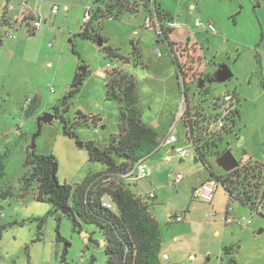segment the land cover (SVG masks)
<instances>
[{"label": "rangeland", "instance_id": "rangeland-1", "mask_svg": "<svg viewBox=\"0 0 264 264\" xmlns=\"http://www.w3.org/2000/svg\"><path fill=\"white\" fill-rule=\"evenodd\" d=\"M93 1L33 0L30 2L34 14L40 18V30L28 34L27 27L17 22L1 27L0 153H5L6 157L0 187L11 188L13 196L0 198V224L5 226L0 237V264L107 262L103 236L95 224L81 225L82 231L88 234L86 242L84 234L73 229L70 217L49 213L51 204L36 199V184L25 189L21 182L29 168L24 165L25 157L31 150L35 154L55 157V175L60 183H81L89 175L104 173L106 168L99 162L89 161L87 150L77 142L103 147L118 134L122 104L117 99L107 98L108 74L103 68L107 64L121 66L127 62L107 57L103 48L79 35L85 7ZM156 2L171 19H181L191 25L196 19L212 22L217 33H202L197 44L193 41L186 52L194 60L204 59L210 75L220 65H226L233 74L227 82L208 84L206 99L196 93L197 81L194 80L188 92L190 105H199L209 111V101L218 92L228 89L248 94L247 98L241 97L240 107H244L242 133H238V137L234 132L227 133L217 142L215 150L230 149L239 159L242 151L252 143L255 152H264V83L259 59L264 52V0ZM84 3L86 6L81 10ZM53 5L59 7L56 15L51 14ZM19 11L16 5L9 15L12 18ZM145 12L147 10L139 8L119 18H106L99 34L108 47L131 59L132 65L121 67V71L132 75L136 81L138 106L143 110L152 107L148 114L152 119L146 117L142 121L154 125L163 137L174 125L177 112L169 120L159 112L169 107L176 110L177 104L169 93L168 84L171 83L170 74L179 72L181 58L176 49L172 53L167 46L169 42L162 43V38L144 28ZM6 32L11 37H7ZM137 43L143 47V60H149L150 66L134 63V53L139 51ZM156 48L162 53L167 50V55L158 59ZM48 62L51 65L47 67ZM76 73L81 76L79 90L64 104ZM33 98L35 104L29 106L26 102ZM55 106H59V113L75 133L74 137L63 133L62 123L55 116ZM78 112L87 120L77 119ZM47 113L53 114V118L42 123L35 136L37 119ZM93 116L97 118L95 123L91 120ZM173 133L179 138V144H187L180 120ZM166 153L167 148L162 147L145 159L149 176L137 184L114 181L125 188L131 186L133 194L146 199L149 213L157 223L161 255L165 253L178 263L225 264L221 260L222 247L227 246L231 247V256L238 264H264V208L259 212L250 210L237 199L228 197L222 184L218 185L212 203L199 200L194 197V189L210 178V171L216 175L225 173L215 164V155H205L204 160L199 158L197 162L195 156H191L179 162L176 155L164 161ZM176 173H181L182 179L173 183L170 175ZM150 192L155 195L153 199L147 197ZM227 203L239 217L249 219L250 224L225 225L223 211ZM211 211L215 215L208 217ZM175 213H182L180 222L171 219ZM189 254L195 258L190 259Z\"/></svg>", "mask_w": 264, "mask_h": 264}, {"label": "trees", "instance_id": "trees-1", "mask_svg": "<svg viewBox=\"0 0 264 264\" xmlns=\"http://www.w3.org/2000/svg\"><path fill=\"white\" fill-rule=\"evenodd\" d=\"M90 7V18L84 22L79 35L93 43L100 38L99 29L106 18H119L122 14L136 12L139 8L147 11L152 8L160 19L171 18L168 13L161 11L156 0H94ZM3 22L2 19L1 23ZM103 49L109 58H119L126 62L130 59L119 55L111 47L104 46ZM135 54L136 52L134 63L138 58ZM79 74L76 73L74 84L64 97V104L79 90ZM107 74V98L117 99L122 104L118 119L119 132L103 147L87 143L86 150L89 161L99 162L106 167L104 174L113 179L109 183L110 187L91 185L102 173L89 175L77 184L60 183L55 175L56 166L53 167L56 164L55 157L52 154H35L33 150L28 151L25 157L24 165L29 168L21 177V182L25 189L36 184V199L51 204L49 213L55 214L69 208L67 216L71 218L74 230L81 231L82 224H95L103 236L106 264H163L157 223L149 213V204L141 202L129 189L114 182V179L119 182V175L126 173L137 160L145 159L154 152L159 134L155 128L142 121L134 78L116 70ZM33 104L35 98L30 100L29 106ZM54 111L62 123L63 133L74 137L75 133L69 129L67 121L59 113V106H55ZM79 118L87 120L80 112L77 114V119ZM91 120L95 123L96 116L91 117ZM77 122L79 121H75ZM212 145L216 147L217 143L213 142ZM206 153L220 154L217 150H209L200 152L198 156L203 159ZM5 157V153H0V182L5 174ZM210 175L213 176L212 171ZM260 179V168L253 166L228 172L221 182L230 198L248 205L259 192ZM250 182L252 184H249ZM247 186L252 188L247 189ZM105 192L111 195L116 211L101 205L100 198ZM11 196V188L0 187L1 199ZM42 223L43 219L39 224L40 228ZM4 228L5 226L0 224V237ZM222 251L221 260H224L225 264H238L231 256V247L223 246Z\"/></svg>", "mask_w": 264, "mask_h": 264}, {"label": "built area", "instance_id": "built-area-1", "mask_svg": "<svg viewBox=\"0 0 264 264\" xmlns=\"http://www.w3.org/2000/svg\"><path fill=\"white\" fill-rule=\"evenodd\" d=\"M142 3V1H141ZM26 2L24 0L20 1V15L14 16L11 18L9 16V12L12 10L9 4L3 11V24L5 26H11L13 22H17L21 25H25L28 29L29 33L34 32L41 25L40 18H35L29 16L26 10ZM59 7L57 5H53L51 8V14L55 15L58 12ZM91 7H87L85 9L83 15V21L86 22L90 18ZM143 22L144 28L152 31L158 37L166 40V34L170 30L179 29L187 24L185 22L177 21L171 18H159L156 12L151 8L150 11H147ZM191 28L196 30H205L209 33H216V30L213 24L209 21L202 22L199 19H196L194 23L191 25ZM6 36H11L9 33L5 34ZM187 49L184 47L177 48V53L180 56V64L178 65V76L179 80L182 83L181 91L182 97L181 102L176 114V120L174 125H172L167 132L166 137L162 140L160 145H168L171 146L172 153L165 156L164 160L169 161L171 155H176L181 159H186L191 156H198L200 152L212 151L215 148L212 145L213 142L217 143L219 139H223L225 134H227L235 124V120L238 115V97L233 90H224L220 93H216L214 97H212L208 104L207 111L205 108L197 105L191 106L186 102L185 90L188 83V80L191 77L195 81L198 82L200 78H205V64L202 59L194 60L187 52ZM156 55L160 57L161 51L156 48ZM194 60V61H191ZM106 71L116 70L118 72L121 71V67L117 64H107L104 68ZM185 80V81H184ZM186 82V83H185ZM195 91L197 94H201L205 99L208 96L206 88L199 89L196 85ZM29 101L27 102V104ZM181 121L184 125V139L187 140L186 145H181L177 143L179 138L172 134L177 121ZM208 143V144H206ZM156 148V149H157ZM210 154L206 153L205 155ZM212 155V154H211ZM248 158L246 156H241L238 169L244 170L249 167ZM149 176V171L145 165V159L137 160L132 167L124 174L119 175L120 180L122 179H130L131 181H139L147 178ZM182 179V175L180 173H176L172 176V181L174 183L179 182ZM113 180L111 177L102 173L100 176L96 177L92 184H96L97 186L110 187L109 183ZM114 181H116L114 179ZM222 179L217 176H210V178L198 184V186L194 189V197L199 200L212 203L214 199L215 191L218 188L219 184H222ZM251 183V182H250ZM147 197L149 199H153L155 195L153 192L148 193ZM141 202H146L144 197H140ZM100 203L103 207L110 209L112 211H116V206L112 200L111 195L108 192H105L103 196L100 198ZM262 206V199L255 198L250 202V208L253 211L259 212ZM215 215L214 211L208 213V217H212ZM173 219L176 222H180L182 220V213H175L173 215ZM223 221L225 224H236V225H248L250 224V220L244 217H237L233 214V208L231 205L227 204L223 214ZM163 264H187L186 262H175L171 261L167 254H162Z\"/></svg>", "mask_w": 264, "mask_h": 264}, {"label": "crops", "instance_id": "crops-1", "mask_svg": "<svg viewBox=\"0 0 264 264\" xmlns=\"http://www.w3.org/2000/svg\"><path fill=\"white\" fill-rule=\"evenodd\" d=\"M12 1V2H11ZM20 1L21 0H0V30H1V27H4L5 25L3 24V23H1V20L3 19V11H4V9L7 7V5L9 4V6H11V8H12V10L15 8V6L16 5H18V7H20ZM25 2H26V10H27V13L29 14V16H31V17H35V18H37L38 16H36V14H34V11H33V7L31 6V2L30 1H33V0H24ZM86 3V2H85ZM84 3V4H85ZM86 6V4L84 5V6H81V10L83 9V7H85ZM91 6V5H90ZM87 7H89V6H86L85 7V9L87 8ZM59 10V9H58ZM162 11V10H161ZM164 12V11H163ZM10 13V12H9ZM148 12H145V16H146V14H147ZM165 13H167V12H165ZM19 14H20V11H19ZM19 14H15V15H13V17L14 16H18ZM57 14V13H56ZM55 14V15H56ZM10 16V15H9ZM171 16V15H170ZM11 17V16H10ZM12 17V18H13ZM145 18V17H144ZM175 20H177V19H175ZM177 21H181V22H185L187 25L186 26H184V27H182V28H179V29H174V30H170L168 33H167V40H161L162 41V43L163 42H169V44L167 43V46L170 48V50H172V53L173 52H175L174 51V49H176L177 50V48H181V46H182V48L184 47L185 49H187L188 48V46H190V44L193 42V41H196V43L194 42V44H197V42H198V39L200 38V35L202 34V33H204V32H207V31H205V30H196V29H193V28H191V23H189V22H187V21H182L181 19H178ZM210 22V21H209ZM212 23V22H211ZM40 28H41V25H40V27L38 28V29H36L34 32H32V33H29V32H27L28 34H31V35H33V34H35L36 33V31L37 30H40ZM7 33V32H6ZM5 33V34H6ZM200 33V34H199ZM209 33V32H208ZM216 33H217V31H216ZM216 33H214V34H212V33H210L211 35H215ZM7 37H11V36H7ZM13 38V37H12ZM102 42H103V40H102ZM2 43V41L0 40V44ZM175 45V47L173 48L171 45ZM104 46H107L106 45V42H103V44H102V48H104ZM137 49L139 50L138 52H136V54H135V56H138V58H137V63H139V64H141V65H146L147 67L148 66H150L151 65V63H150V61L148 60L147 62H144V60H143V47H141L140 45L138 46V43H137ZM160 50V49H159ZM161 51V50H160ZM167 50H164V53H162L161 52V56L160 57H158L157 55L155 56V57H157L158 59H161L164 55H167V52H166ZM259 59H260V63H261V73H262V79H263V82H262V84L264 83V52L263 53H261L260 54V56H259ZM131 60L129 59V61L127 62V63H123V65H121L120 67H122L123 69H124V67L125 66H131L132 65V62H130ZM202 61L204 62V64H205V66H206V68H205V73H206V75H205V77H208V76H210V73L208 72V69H207V64H206V61L204 60V59H202ZM137 63H135V64H137ZM51 65V63L50 62H48L47 63V67L48 66H50ZM104 70V69H103ZM104 72H109V71H106V70H104ZM125 72V71H124ZM232 73V72H231ZM129 74V73H128ZM132 76V75H131ZM232 77H233V74H232ZM194 77H191L189 80H188V83H187V86H186V90H185V95H186V102L190 105V103H189V101H188V92H189V90H190V86H192V84L194 83V79H193ZM170 81H171V83L170 84H168V88H169V90H170V92L169 93H171V95H173L174 96V100H175V103L177 104V107H176V110L175 109H172V108H167V109H165V110H162V109H160L161 111L159 112L160 113V115H164V118L166 119V120H169L171 117H174V115H175V113L177 112V109H178V107H179V105H180V102H181V97H182V91H181V85H182V83L180 82V80H179V76H178V73L176 72V73H173V74H170ZM185 81V80H184ZM136 82V81H135ZM186 83V82H185ZM197 87H198V84H197ZM202 88V87H201ZM200 89V88H199ZM235 90V89H234ZM218 93H220V92H218ZM235 93L237 94V96H238V115H237V118H236V120H235V124H234V127L228 132V133H231V132H234V134L238 137V135L240 134V133H242V130H243V128H242V117H243V112H244V107L243 108H241L240 107V104H241V97H243V98H247L248 97V94L247 93H242V91L240 90L239 92H237V90L235 91ZM168 94V93H167ZM167 96H170L169 94L167 95ZM27 103V102H26ZM29 103H30V101H29ZM28 103V104H29ZM152 111V107L151 106H147V107H145L144 108V110L143 109H141V118L142 119H144V118H146L147 117V119L148 120H151L152 119V117L151 118H148L149 117V113ZM151 122V121H150ZM150 126H152L153 128H155V126L154 125H151L150 123H148ZM156 129V128H155ZM157 130V129H156ZM174 131V130H173ZM239 133V134H238ZM159 134V133H158ZM172 134H174L173 132H172ZM167 135V134H166ZM166 135H164L163 137H160V135H159V137H158V145H160V143L162 142V140L166 137ZM175 135V134H174ZM226 135V134H225ZM177 136V135H176ZM224 138V137H223ZM178 143V142H177ZM157 145V146H158ZM162 147H166L167 148V153L165 154V156H167L168 154H171L172 153V149H171V146H168V145H161V146H159L157 149H155L154 150V152L153 153H151L149 156H151L152 154H154L155 152H157V151H159ZM225 150H228V149H225ZM225 150H223L222 152H220V154L221 153H223ZM230 150V149H229ZM218 151V150H217ZM231 151V150H230ZM219 152V151H218ZM232 153V152H231ZM219 154V155H220ZM233 154V153H232ZM174 155V154H173ZM207 155H211V154H207ZM219 155H215V158L217 157V156H219ZM246 156L247 158H248V166L249 167H253V166H256V167H258V168H260V170H261V179H260V181H259V183L261 184V186H260V189H259V192L258 193H256L255 195L256 196H254V198L252 199V200H254L256 197L257 198H261L262 199V206H261V209L262 208H264V180H263V176H264V152L262 151L261 153H257V152H255L254 151V149H253V147H252V143L251 144H249V145H247V147H246V150H244V151H242V153L240 154V156H239V159L238 158H236L235 156V158H236V160H237V162H238V167H239V162H240V158H241V156ZM148 156V157H149ZM165 156H164V158H165ZM171 157H172V155H171ZM197 157V160L200 158L199 156H196ZM179 158V162H182V161H184L185 159H181L180 157H178ZM146 159V158H145ZM164 160V159H163ZM170 160H171V158H170ZM169 160V161H170ZM203 160H204V158H203ZM165 161V160H164ZM238 167L236 168V169H238ZM235 170V169H234ZM240 170V169H239ZM233 171V170H232ZM231 172V171H230ZM226 173H228V172H225L223 175H216L214 172H213V175L214 176H217V177H219L220 179H224L225 178V174ZM181 174V173H180ZM174 174H172V175H170V179H171V182H173L172 181V176H173ZM210 176H212V175H210ZM146 179V178H145ZM123 181H131L130 179H122ZM144 180V179H143ZM135 182V184H137V182L138 181H134ZM149 183H151V181H149ZM174 183V182H173ZM249 184H252V183H249ZM248 188H252V186H247V189ZM127 189H131V186L130 187H128ZM248 191V190H247ZM228 195V194H227ZM139 197V199H140V197H142V196H138ZM228 197H229V195H228ZM232 199V198H231ZM239 201V200H238ZM143 203H147V201L146 202H143ZM241 203V202H240ZM148 204V203H147ZM227 204H229V203H227ZM226 204V205H227ZM242 204V203H241ZM225 205V206H226ZM230 205V204H229ZM243 205V204H242ZM246 206H248L249 207V209L251 210V208H250V203L247 205L246 204ZM260 209V210H261ZM224 210H225V208H224ZM223 214H224V211H223ZM233 214H235L234 213V211H233ZM237 217H239L237 214H235ZM241 217H244V216H241ZM245 218V217H244ZM171 219H173V215L171 216ZM247 219V218H246ZM176 222V221H175ZM224 222V221H223ZM225 224V223H224ZM225 225H229V224H225ZM230 225H232V224H230ZM249 225V224H248ZM239 226H241V225H239ZM81 232V234H84V238H85V241L87 242V236H88V234L86 233V232H84V231H80ZM165 254V253H164ZM188 257L190 258V259H193V258H195V255H193V254H189L188 255ZM161 258H162V255H161ZM208 259V258H207ZM208 261V260H207Z\"/></svg>", "mask_w": 264, "mask_h": 264}, {"label": "water", "instance_id": "water-1", "mask_svg": "<svg viewBox=\"0 0 264 264\" xmlns=\"http://www.w3.org/2000/svg\"><path fill=\"white\" fill-rule=\"evenodd\" d=\"M102 44H103L102 39L98 38L96 41V45L99 48H102ZM231 78H232V73L226 65L218 66L216 71L214 72L215 82L223 83V82L229 81ZM80 80H81V76H79L78 81H80ZM201 87H202V85L199 84L198 88H201ZM53 116H54L53 114L47 113V114H44L37 119V131H36L35 136L39 134V132L41 130V124L50 122L51 119L53 118ZM77 145L81 148H84V149H86V147H87L86 144H84L82 142H77ZM194 161L197 162L196 156L194 157ZM214 162L224 172H230V171H232L238 167V162L229 149L225 150L223 153H221L219 156H217L215 158ZM55 166H56V164L53 165V167H55ZM68 213H69V208L62 209L58 212L57 217H59L60 215H67ZM207 260L208 259L206 258V261Z\"/></svg>", "mask_w": 264, "mask_h": 264}, {"label": "flooded vegetation", "instance_id": "flooded-vegetation-1", "mask_svg": "<svg viewBox=\"0 0 264 264\" xmlns=\"http://www.w3.org/2000/svg\"><path fill=\"white\" fill-rule=\"evenodd\" d=\"M131 60V59H130ZM217 69V68H216ZM216 71V70H215ZM195 77V76H194ZM213 82H215V79H214V73L212 74V75H210V76H208V77H205V78H200V80H198V82H197V84L199 85V84H201L202 85V88L201 89H203V88H206V86L208 85V84H211V83H213Z\"/></svg>", "mask_w": 264, "mask_h": 264}]
</instances>
